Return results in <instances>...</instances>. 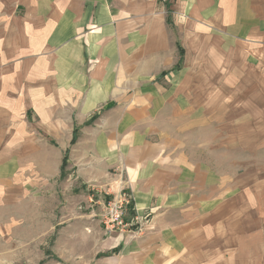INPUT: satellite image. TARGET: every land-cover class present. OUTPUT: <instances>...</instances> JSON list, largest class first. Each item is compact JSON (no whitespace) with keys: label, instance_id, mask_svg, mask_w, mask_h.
Masks as SVG:
<instances>
[{"label":"crops","instance_id":"obj_1","mask_svg":"<svg viewBox=\"0 0 264 264\" xmlns=\"http://www.w3.org/2000/svg\"><path fill=\"white\" fill-rule=\"evenodd\" d=\"M122 191L141 233L26 215ZM14 212L100 264H264V0H0V238Z\"/></svg>","mask_w":264,"mask_h":264},{"label":"rangeland","instance_id":"obj_2","mask_svg":"<svg viewBox=\"0 0 264 264\" xmlns=\"http://www.w3.org/2000/svg\"><path fill=\"white\" fill-rule=\"evenodd\" d=\"M98 118H93L88 124L92 125ZM79 129V128H78ZM78 129H76L75 134H78ZM211 136V135H210ZM77 137V135H76ZM68 159V157H67ZM68 167V164L65 165ZM68 173L64 170V177ZM73 194L68 192L62 196L61 207L54 206L53 204L47 207H42L41 204L33 205L29 207L31 213H27L29 220H33L36 216L40 215L41 210L44 211L43 215H62L66 214L68 216L85 215V214H100L102 227L104 229V211L102 206H100V211L96 207H92L86 203V198L80 193H77L76 199L72 200ZM70 199V200H69ZM15 211V209L13 210ZM13 215L20 221H15L7 223V230L10 237L0 238V264H100L104 259V249L102 254L96 257L95 251L98 249L97 243L94 241V246L87 248L82 254L74 255L71 254L73 247H70L68 240H62L60 247L57 248L56 252L53 251L54 243L58 241L57 234L63 230V227H68L69 223L61 225V227H53L56 222H46L39 223L43 227L49 226L45 230V234L48 236L46 238H38L36 227L37 223L33 225L26 223L24 216L21 214L17 215L15 212ZM74 225V224H73ZM74 231V229H72ZM133 231V230H131ZM129 231V232H131ZM77 239L73 240L72 244H77L78 249L80 244H84V239L79 237H84L83 233L72 232ZM122 234L120 232H115ZM128 233V232H126ZM114 234V233H112ZM94 237L95 234H93Z\"/></svg>","mask_w":264,"mask_h":264},{"label":"built area","instance_id":"obj_3","mask_svg":"<svg viewBox=\"0 0 264 264\" xmlns=\"http://www.w3.org/2000/svg\"><path fill=\"white\" fill-rule=\"evenodd\" d=\"M133 200L125 192L111 200L104 201V228L109 233H126L131 230L143 232L145 230V219L133 216ZM130 219V220H129Z\"/></svg>","mask_w":264,"mask_h":264},{"label":"trees","instance_id":"obj_4","mask_svg":"<svg viewBox=\"0 0 264 264\" xmlns=\"http://www.w3.org/2000/svg\"><path fill=\"white\" fill-rule=\"evenodd\" d=\"M74 141H75V139H74ZM66 163H67V157H65V159H64V165H63V166H64V168L66 167V166H65V165H66ZM64 168H63V169H64Z\"/></svg>","mask_w":264,"mask_h":264}]
</instances>
